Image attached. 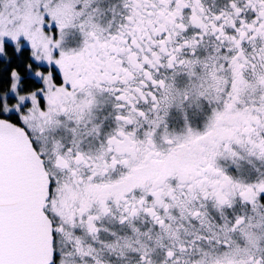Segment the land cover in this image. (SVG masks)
Segmentation results:
<instances>
[{"label": "snow or ice", "instance_id": "snow-or-ice-1", "mask_svg": "<svg viewBox=\"0 0 264 264\" xmlns=\"http://www.w3.org/2000/svg\"><path fill=\"white\" fill-rule=\"evenodd\" d=\"M0 264H264V0H0Z\"/></svg>", "mask_w": 264, "mask_h": 264}]
</instances>
